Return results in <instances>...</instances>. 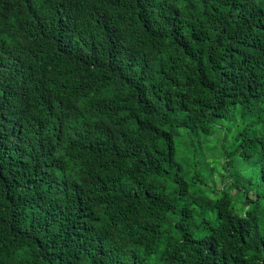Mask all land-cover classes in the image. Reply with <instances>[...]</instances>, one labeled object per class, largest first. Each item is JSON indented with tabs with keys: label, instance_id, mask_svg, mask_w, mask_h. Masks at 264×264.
I'll return each mask as SVG.
<instances>
[{
	"label": "trees",
	"instance_id": "16d2710c",
	"mask_svg": "<svg viewBox=\"0 0 264 264\" xmlns=\"http://www.w3.org/2000/svg\"><path fill=\"white\" fill-rule=\"evenodd\" d=\"M253 109L264 0H0V264H264Z\"/></svg>",
	"mask_w": 264,
	"mask_h": 264
},
{
	"label": "rangeland",
	"instance_id": "374dc122",
	"mask_svg": "<svg viewBox=\"0 0 264 264\" xmlns=\"http://www.w3.org/2000/svg\"><path fill=\"white\" fill-rule=\"evenodd\" d=\"M261 111L260 110H255L253 109L250 111L244 118L235 116L232 120V122H236L234 124V127L232 130L237 131L238 129L242 128L243 126H247L248 130L250 132H255L264 129V126L261 124H257L258 119L261 117ZM255 124L257 125L258 128H255ZM264 124V123H263ZM260 128V129H259ZM217 137V133L211 136L210 142L207 141V144H205V147H209V149H206L204 146L202 148V153L204 154V161L206 162H213L215 157H220L218 151L216 150L215 153L213 152V143ZM212 143V144H211ZM214 153V154H213ZM230 169L237 172L238 175L250 179V184L252 186V191H264V188L259 187V179L257 178V170L258 167L255 165L256 164V157H250L247 159H241L238 155H232L230 156ZM203 166V164L201 163ZM203 168V167H202ZM203 170H205L203 168ZM223 167H220L218 165V168L216 171H214V178L217 179L218 177H221L220 172H222ZM235 199V196H233ZM251 205V204H250ZM155 264V263H154Z\"/></svg>",
	"mask_w": 264,
	"mask_h": 264
}]
</instances>
